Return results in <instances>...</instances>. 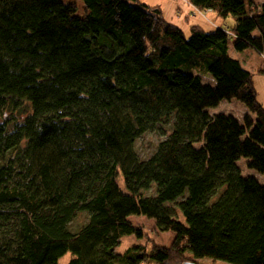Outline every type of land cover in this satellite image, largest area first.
<instances>
[{
  "label": "trees",
  "instance_id": "1",
  "mask_svg": "<svg viewBox=\"0 0 264 264\" xmlns=\"http://www.w3.org/2000/svg\"><path fill=\"white\" fill-rule=\"evenodd\" d=\"M188 1L235 22L186 33L140 0H0V264H264V184L238 163L264 173V105L230 53L264 57V2ZM225 99L249 112L213 113ZM132 216L171 246L121 252L144 237Z\"/></svg>",
  "mask_w": 264,
  "mask_h": 264
},
{
  "label": "rangeland",
  "instance_id": "2",
  "mask_svg": "<svg viewBox=\"0 0 264 264\" xmlns=\"http://www.w3.org/2000/svg\"><path fill=\"white\" fill-rule=\"evenodd\" d=\"M73 1H76L81 6L80 10H82L81 1L80 0H73ZM254 1L258 3L264 2V0H254ZM140 2L147 4L148 6H159L162 10V17L167 22L178 25L181 28H185V25L187 24L185 18L191 11L190 9H188L187 6H184L185 4L183 3V0H140ZM196 8H195L196 11L199 12L201 11L200 9L198 8L196 9ZM225 20H227V22H224L225 27L223 28H227L226 24L230 26L235 22V18L232 15H230L225 19L219 18L220 22ZM231 54L235 58L239 59L246 69L252 71H255V69L259 68L264 61L260 56V54L253 48L245 49L242 52H238L236 50L231 49ZM201 75L203 77L204 82L207 83L209 82L213 84L215 83V79L212 74L202 73ZM255 80L259 91V99L264 100V81H262V79L258 76H256ZM211 111L213 113L233 114L238 119L242 120L244 115L249 112V109L245 104H243L237 99H231V100L225 99L222 102H220L218 106L213 107ZM165 137L166 135L163 133L162 129L151 130L141 135L139 138H137L135 143L139 155L142 158H147L148 156H150L155 151L158 143L161 140H163ZM245 161L246 160L242 158L238 162L239 165L243 167L244 172H246L245 174H249L256 177L261 183L264 184V173H260L254 169H249L245 165ZM119 182L122 186H124V181L122 177L119 178ZM131 219L136 225H139L143 228L144 237L139 240L134 235H125L123 237V243L119 248L121 252H124L127 248L135 244L143 245L144 243H146L147 246H149L150 243L155 242L157 244L171 246L174 239L173 232L159 230L156 226L155 221L145 216H132ZM87 220H88L87 213L85 212L78 213L74 218V220L72 221L71 224L72 229H76L82 226ZM70 258H71V253L69 252L60 259L59 264H66L70 260ZM197 262L199 264H230L222 260H213L211 258L200 259Z\"/></svg>",
  "mask_w": 264,
  "mask_h": 264
},
{
  "label": "crops",
  "instance_id": "3",
  "mask_svg": "<svg viewBox=\"0 0 264 264\" xmlns=\"http://www.w3.org/2000/svg\"><path fill=\"white\" fill-rule=\"evenodd\" d=\"M80 1L82 3V0H80ZM183 3L185 4L184 6H187L188 9H190V11H191L185 18L186 19L185 21L187 24L185 25V28H183V30L186 33L190 32L191 26H193V25H201L207 30H213V29L218 28V27H225L224 22H227V20L220 22L219 17L217 16V13L215 11H213V10H201L199 12V11L195 10L196 7H194L188 0H183ZM214 14H215V16H214ZM228 26L229 25L226 24V27H228ZM230 53H231V50H230ZM260 56L264 60V57L262 55H260ZM263 65H264V61L260 67H262ZM259 68L255 69V71H253L255 73V79H256V76H258L262 79V81H264V74H261L258 72ZM252 69H253V67H252ZM255 85H256V80H255ZM256 88L258 90L257 85H256ZM262 88H263V86H262ZM258 99H259V91H258ZM259 101L264 105V100L259 99Z\"/></svg>",
  "mask_w": 264,
  "mask_h": 264
},
{
  "label": "water",
  "instance_id": "4",
  "mask_svg": "<svg viewBox=\"0 0 264 264\" xmlns=\"http://www.w3.org/2000/svg\"><path fill=\"white\" fill-rule=\"evenodd\" d=\"M181 264H199L197 261H186L184 263H181Z\"/></svg>",
  "mask_w": 264,
  "mask_h": 264
}]
</instances>
